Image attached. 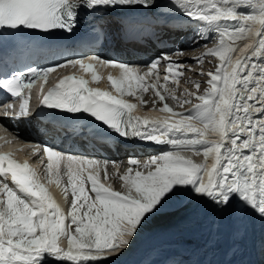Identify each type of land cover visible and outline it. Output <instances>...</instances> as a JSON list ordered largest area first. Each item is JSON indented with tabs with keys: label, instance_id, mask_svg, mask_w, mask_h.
<instances>
[{
	"label": "snow or ice",
	"instance_id": "obj_1",
	"mask_svg": "<svg viewBox=\"0 0 264 264\" xmlns=\"http://www.w3.org/2000/svg\"><path fill=\"white\" fill-rule=\"evenodd\" d=\"M173 2L185 17L219 33V44L205 55L218 57L220 63L207 73L208 87L203 94H199L200 81L194 82L196 92L185 90L183 100L170 91L166 85H178L185 69L181 62L163 54L152 60L142 74L128 63L93 56L53 67H29L27 72L0 80V89L22 100L16 115L24 117L29 114L30 104V91L25 90L41 78L46 82L58 68L79 65L91 73V81L83 76H65L46 94L41 86L42 106L87 113L121 136L139 137L175 149L144 162L142 167L147 171L139 170L137 159H130L135 169L128 167L120 176L126 190L116 191L100 179L101 171L108 178L107 161L66 154L52 146L42 150L37 145L28 146L37 158L47 157L48 182L62 187L66 199L70 191L68 213L28 160L18 161L12 152H0V264H42L46 257L72 264L104 260L130 244L128 237L137 234L146 216L163 200L181 192L198 193L225 208L239 212L252 209L264 216V0ZM134 6L151 8L155 4L153 0H0V29H62L71 33L79 23L81 10ZM242 8L252 11L244 14ZM228 21L237 22L231 31L222 23ZM257 23L262 30L253 33ZM252 36L262 38L233 62L232 55L239 50L235 42ZM161 60L167 61L163 85L158 72ZM97 65L119 69V76L107 77L117 94L89 86L102 79ZM149 77L155 82L149 83ZM150 88L160 101L167 96L182 107L195 97L199 103L183 113L165 102L160 111L171 115L163 118L134 115L137 104L124 97L136 96L138 91L146 93ZM140 99L147 103L143 96ZM13 108L8 105L5 115ZM254 113L258 119H253ZM209 132L218 133L220 140L209 141ZM184 150L202 152L205 162L185 157ZM210 156L214 159L211 167L206 162ZM69 218L70 224H66ZM71 225H75L74 230ZM61 238L67 240L66 249L60 246Z\"/></svg>",
	"mask_w": 264,
	"mask_h": 264
},
{
	"label": "bare ground",
	"instance_id": "obj_2",
	"mask_svg": "<svg viewBox=\"0 0 264 264\" xmlns=\"http://www.w3.org/2000/svg\"><path fill=\"white\" fill-rule=\"evenodd\" d=\"M163 11L167 16L174 15L175 12L183 15L171 0H165ZM251 11V9H241V12H244V14H248ZM222 23L231 31L230 28H232L236 24V21H228ZM205 28L208 27L205 26ZM261 30L262 26L257 23L254 25L252 32L256 33ZM256 38L257 39L255 44L258 43V40L262 37L256 36ZM218 42H216L214 46H217L219 44ZM214 46L209 45L207 46V48L203 47V49H205H202V51H198L202 47H191L193 53L192 51H189L187 55L194 56L196 54H200L203 51H208V49L213 48ZM196 51L198 52L196 53ZM245 54L236 58L235 60L241 59ZM184 55L185 54H181L180 56ZM187 57L189 56H186L183 59L182 64L184 66L188 65V67L193 66L195 68L196 65L193 63H198L197 60H195V58L188 59ZM235 60L233 62H235ZM199 61H201V59ZM166 67L167 64H164L162 69H166ZM184 69V73L187 74V68ZM206 70L214 71L208 68H203V71ZM194 77H196L194 73L193 75H187V77L183 80H179L178 85H176L175 83H169L166 85V87L170 91H174L175 95L182 99L180 94L184 93V91L186 90L185 88H187L189 91L193 90V81L196 80ZM208 78L209 77H206L205 79ZM161 81L164 84V79H162ZM177 90L179 93L177 92ZM199 94H203V91L199 92ZM162 102L163 104L167 102L171 107L174 108L175 111H180L187 107L192 109L195 105V103L192 104V102L194 101L191 99V103H187L186 106L181 107L175 100L167 96L166 100ZM147 103L150 102L147 101ZM147 103H143L139 100V98H137L136 100V109L142 116L163 118L165 116L171 115L170 113L160 111V109L157 110V107L145 106V104ZM158 104L160 105L161 103ZM256 106L259 107L260 104L257 102ZM256 115L257 114L254 113V120L259 118ZM196 123L198 124V126H202L199 124V122ZM207 139L209 141L216 142L220 140V136L216 132H209L207 135ZM170 150L175 149L172 148ZM170 150L168 149L167 151ZM160 154H162V152L160 151L158 152L156 150H145L143 151V154H141L139 157L135 156L134 159H137L140 162L139 170L147 171V169H144L142 167L144 162L148 161L152 156H157ZM182 155H186L187 157L190 156L192 158L201 157L205 160L202 154H197L196 150H184L182 152ZM130 159L133 158H129V160ZM207 160H209V167H211L212 163L214 162L213 157L210 156L207 158ZM114 164L116 168H119L120 164L122 165L123 163L119 164V162H114ZM130 167H134L135 169L136 166ZM116 168L112 165V163H108L107 171H110L108 173V178L105 179L101 177V175L100 178L102 183H105L106 185L110 184L114 190L118 191V183L114 180V171L116 170ZM126 169L127 168L120 169V173H117L119 175H123L126 172ZM119 185L121 187V191L126 190L125 188L123 190L124 185L122 186L121 182H119ZM193 199L196 200L193 202ZM231 209L232 208H225L223 206L217 205L210 198L201 197L200 194H198L196 197H192L191 199H185L182 203L173 206H165L161 204L151 214H148L146 216L145 220L139 227L137 234L134 237H128V239L130 240V244L128 246H126L122 250H118L116 254L109 255L104 260L98 262H90V264H175L179 260L187 259L190 255H192V253L194 255V260L191 264H219V259L227 247V229ZM238 217L239 235L236 244H238V246L241 248L238 256L239 262L240 264H244L245 256L248 254V245L253 244V236L256 232H258V230L263 228L261 225L262 216L257 211L248 209L245 212H239ZM191 218H193V220L186 221ZM60 246L64 247L65 249L67 248V240L65 238H61ZM193 246L198 247L196 252H193L195 249ZM215 248L218 249L215 250ZM210 251L214 253L211 254L209 253ZM197 255L198 257H196ZM206 256L212 257V259L209 261L205 260L203 257L206 258ZM214 260H216V262H214ZM42 263L58 264L59 260L46 257ZM64 264H72V262L64 260Z\"/></svg>",
	"mask_w": 264,
	"mask_h": 264
},
{
	"label": "rangeland",
	"instance_id": "obj_3",
	"mask_svg": "<svg viewBox=\"0 0 264 264\" xmlns=\"http://www.w3.org/2000/svg\"><path fill=\"white\" fill-rule=\"evenodd\" d=\"M219 34V33H218ZM239 41V40H238ZM238 41H236V42H238ZM207 48V47H206ZM205 49V48H204ZM203 49V50H204ZM198 51H196V53H197ZM195 53V54H196ZM193 63V62H192ZM193 64H195V63H193ZM198 65H209V64H212V65H217L215 62H214V60L212 59V58H210L209 60L207 59V60H205V61H203L202 60V62L201 61H199L198 63H197ZM196 64V65H197ZM185 72V71H184ZM187 72V74L186 75H193V73H191L190 71H186ZM195 74V73H194ZM196 75V80L195 81H201V87H206V82H205V78L204 77H201V76H199V75H197V74H195ZM195 81H193V82H195ZM177 92H178V90H177ZM179 93V92H178ZM137 97L139 98V100L141 101V99H140V97L141 96H143V100L144 101H149L150 103H155V101H158V98H157V96L155 95V91H154V89H149L146 93H143V92H137ZM181 95V97H182V99L181 100H183V98H184V96L183 95H185V91H184V93H181L180 94ZM192 104H194V103H192ZM187 104H183V106H186ZM190 193L191 192H181V193H179L178 195H176V196H172V197H169V198H167V199H165V200H163L162 201V204L163 205H174V204H177L178 202H182L183 200H185V199H187V197L190 195ZM197 219V218H196ZM225 230V229H224ZM194 248H195V246H193ZM204 248V247H203ZM210 249V248H209ZM208 249V250H209ZM207 250V251H208ZM176 253V252H175ZM178 253H180V252H178ZM209 253H214V252H212V251H210ZM198 254H201V253H198ZM196 257H198V255L196 256ZM192 258V255H191V257L189 258V259H191ZM205 260H211L212 259V257H209V256H206V258L205 257H203ZM209 258V259H208ZM192 261V260H191ZM191 261H185V263H182L183 262V260H181L180 261V263L179 264H190L191 263ZM213 263V262H212ZM175 264H178V262H176Z\"/></svg>",
	"mask_w": 264,
	"mask_h": 264
}]
</instances>
